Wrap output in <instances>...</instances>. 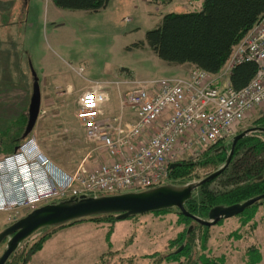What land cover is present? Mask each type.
<instances>
[{
    "label": "rangeland",
    "instance_id": "obj_1",
    "mask_svg": "<svg viewBox=\"0 0 264 264\" xmlns=\"http://www.w3.org/2000/svg\"><path fill=\"white\" fill-rule=\"evenodd\" d=\"M18 1L0 0V166L6 156L1 145L21 126L15 122L28 112L34 85L38 83L42 104L30 140L43 155L69 173L77 169L89 152H94L93 158L98 152L84 134L74 139L65 128L72 126L79 91L100 83L111 89L112 101L120 107L117 82L187 77L189 65L170 66L146 44H137L146 42L147 32L157 29L167 14L200 12L204 4L203 0H173L168 4L111 0L105 9L92 13L59 9L51 0ZM227 79L230 76L221 79V89ZM127 89L128 86H121L122 92ZM59 92L63 93L61 103L57 102ZM51 101L54 103L50 104ZM110 110L105 108L103 115L111 117ZM263 112L264 104L246 120L240 133L253 128ZM189 158L185 159L197 163ZM219 167H194L189 170L190 175L178 181L181 186L168 178L149 191L164 189L189 197L198 187L192 191L189 188L217 173ZM0 173V184L8 189L5 183L10 174L4 170ZM54 204L55 200H51L38 206L7 207V211H0V235L35 210ZM117 216L100 214L44 226L16 246L8 264H168L165 258L175 251L171 241L182 231L177 227L175 212H151L125 220H118ZM238 221L239 217L211 229L214 250L225 254L227 264H247L245 253L255 246L263 256L257 264H264V209L252 221L263 226L254 238L248 237V228L238 230ZM235 232L242 236L240 240L232 236ZM10 241L12 238L7 237L0 243V258ZM33 248L38 250L29 255Z\"/></svg>",
    "mask_w": 264,
    "mask_h": 264
},
{
    "label": "built area",
    "instance_id": "obj_2",
    "mask_svg": "<svg viewBox=\"0 0 264 264\" xmlns=\"http://www.w3.org/2000/svg\"><path fill=\"white\" fill-rule=\"evenodd\" d=\"M241 63H254L257 71L243 89L230 79L220 81ZM120 114L105 117L109 96L96 83L78 100L76 118L84 135L98 150L72 173L57 167L30 140L1 162L17 184L16 198L7 207H32L51 200L82 196L101 197L149 191L169 178V169L186 157L199 158L203 147L233 139L246 120L264 104V17L236 48L217 75L195 69L187 77L116 83ZM128 86L122 92L121 86ZM127 113L133 119L126 120ZM93 162V164L90 163ZM3 167V168H2Z\"/></svg>",
    "mask_w": 264,
    "mask_h": 264
},
{
    "label": "trees",
    "instance_id": "obj_3",
    "mask_svg": "<svg viewBox=\"0 0 264 264\" xmlns=\"http://www.w3.org/2000/svg\"><path fill=\"white\" fill-rule=\"evenodd\" d=\"M110 1L52 0L59 9L92 13L105 9ZM151 1L153 3L162 1L168 4L173 0ZM203 1L200 12L167 14L157 29L147 32L146 42H141L137 46L144 47L146 44L159 59L170 66L189 65L191 71L199 69L211 75L219 74L239 44L263 19L264 0ZM256 71L257 66L254 63L236 65L230 75L231 86L235 90L245 88L254 78ZM28 112L17 118L15 123L21 126L14 131L13 137L7 143L1 145V151L6 152L4 158L15 154L18 148L32 138L33 132L23 139L29 120ZM253 128L261 130L250 132L240 139L235 147H233L234 139L222 140L216 144L204 146L199 158H189L197 160L196 164L182 159L174 168L169 169V179L173 180L176 186H181L178 181H183L190 175L189 170L194 167L211 164L220 166L218 171L224 169L216 177L198 186L192 196L185 201L184 206L189 215L208 221L211 210L216 207L244 204L264 195V112L256 119ZM241 131L240 129L238 134H241ZM227 141L230 143L227 146L223 145ZM188 162L190 163L187 164ZM220 180L223 184H215ZM260 209H264V200L256 202L236 217L222 219L211 226L199 223L177 207L152 212L167 213V215L175 212L177 227L182 228L178 237L171 241L175 251L165 258V262L168 264L177 262H179L177 264H227L225 254L220 250H214L215 241L210 238L211 229L219 228L222 222L239 217L238 230L248 228L251 232L248 237L254 238L257 230L263 227L257 221L252 222ZM232 236L237 240L242 238L236 232ZM251 247L245 253L244 259L248 257L247 264H257L263 259L262 251L258 247ZM36 250L33 248L29 255ZM8 263L7 261L6 264Z\"/></svg>",
    "mask_w": 264,
    "mask_h": 264
},
{
    "label": "water",
    "instance_id": "obj_4",
    "mask_svg": "<svg viewBox=\"0 0 264 264\" xmlns=\"http://www.w3.org/2000/svg\"><path fill=\"white\" fill-rule=\"evenodd\" d=\"M40 110L41 89L39 84L35 83L28 112L29 120L23 139H26L33 132L39 118ZM257 130L261 129L251 128L244 133L237 135L233 140V147H235L237 142L248 133ZM176 165L177 164H173L171 168H174ZM223 170L218 171L201 183L203 184L206 181L211 180ZM201 183L196 186H191L189 191L194 190L201 185ZM191 196L192 194L189 197H184L183 194L175 193L173 191L156 189L141 193H129L99 198L82 196L79 199L72 198L60 202L59 204H54L53 206L39 208L30 213L27 217L20 219L0 235V243L7 237L12 238V241H10L0 258V264H6L11 255L15 252L16 246L30 234L44 226L56 224L58 221H68L100 214H117L118 220H125L140 214L179 207L185 215L190 216L201 224L211 226L217 224L222 219L236 217L256 202L264 200V195H262L253 200L247 201L244 204H236L230 207H216L211 210L209 214V222H207L193 215H189L185 210L184 202Z\"/></svg>",
    "mask_w": 264,
    "mask_h": 264
},
{
    "label": "crops",
    "instance_id": "obj_5",
    "mask_svg": "<svg viewBox=\"0 0 264 264\" xmlns=\"http://www.w3.org/2000/svg\"><path fill=\"white\" fill-rule=\"evenodd\" d=\"M52 1V0H51ZM24 3H26V0H24L23 1ZM19 3H21V0H19L18 1V4ZM54 4V3H53ZM22 5V4H21ZM190 69H191V67H190ZM189 69V71H188V73H187V75H189V73H190V70ZM95 84H93L92 85V87L94 86ZM92 87H87L86 89H82V90H80L79 92H80V96H81V94L85 91V90H87V89H90V88H92ZM104 90H105V92H106V94L109 96V101H108V103L103 107V110L106 108V109H111L110 111H112V114L111 115H109V116H118L119 115V113H120V107H117V105H118V103H113V97H112V93L110 92L111 91V89L110 88H104ZM119 90H118V94H119ZM71 94L72 93H74V91L73 92H70ZM80 96H79V98H80ZM120 97V96H119ZM63 100V93H61V92H59V98H58V100H57V102L59 101L60 103H61V101ZM79 100V99H78ZM78 100H77V105H76V107L74 108V117H73V121H71V127L69 128V126L68 127H66L65 126V124H64V122H63V124H64V126H65V128L67 129V131H70L72 134H70V132L68 133L69 135H72L73 137H74V139L75 138H77V137H82L81 135L82 134H84V132H83V129H82V126L79 124V122H78V120H77V118H76V114H77V111H78V107H79V104H78ZM52 103H54L53 101H51V103L50 104H52ZM41 104H42V95H41ZM50 104H47V105H50ZM61 107H62V105H61ZM116 111V112H115ZM115 112V113H114ZM39 119V118H38ZM130 119H133V116H129V114L127 113V115H126V120H129L130 121ZM70 129H72V130H70ZM72 141H73V139H71ZM41 150V149H40ZM6 157V156H5ZM5 159V158H4ZM3 159V160H4ZM53 162V161H52ZM13 163H11V165H8L7 166V168H3V170L4 171H6V172H14L17 168L15 167V165H12ZM58 167V166H57ZM9 180H8V182H6L5 184H8L9 185V187H8V189L6 188V187H4V186H2L1 184H0V203H4V202H12L15 198H16V191H17V184H14L13 183V179H12V176L11 175H9V178H8ZM1 180V179H0ZM4 228H6V226L4 227ZM3 230H1L0 231V233L2 232Z\"/></svg>",
    "mask_w": 264,
    "mask_h": 264
},
{
    "label": "bare ground",
    "instance_id": "obj_6",
    "mask_svg": "<svg viewBox=\"0 0 264 264\" xmlns=\"http://www.w3.org/2000/svg\"><path fill=\"white\" fill-rule=\"evenodd\" d=\"M36 125H37V123H36ZM36 127V126H35ZM35 129V128H34ZM34 131V130H33Z\"/></svg>",
    "mask_w": 264,
    "mask_h": 264
},
{
    "label": "flooded vegetation",
    "instance_id": "obj_7",
    "mask_svg": "<svg viewBox=\"0 0 264 264\" xmlns=\"http://www.w3.org/2000/svg\"><path fill=\"white\" fill-rule=\"evenodd\" d=\"M39 120V119H38ZM37 123H38V121H37Z\"/></svg>",
    "mask_w": 264,
    "mask_h": 264
}]
</instances>
